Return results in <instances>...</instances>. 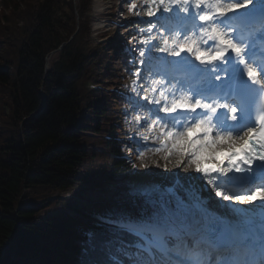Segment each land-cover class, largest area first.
<instances>
[{
  "label": "snow or ice",
  "instance_id": "snow-or-ice-1",
  "mask_svg": "<svg viewBox=\"0 0 264 264\" xmlns=\"http://www.w3.org/2000/svg\"><path fill=\"white\" fill-rule=\"evenodd\" d=\"M145 11L142 39L125 53L140 65L133 90L154 106L159 159L141 153L132 167L169 176L99 216L106 230H86L72 264H264V62L254 59L264 0H146ZM211 145L229 154L203 161ZM31 247L13 240L0 253Z\"/></svg>",
  "mask_w": 264,
  "mask_h": 264
},
{
  "label": "trees",
  "instance_id": "trees-1",
  "mask_svg": "<svg viewBox=\"0 0 264 264\" xmlns=\"http://www.w3.org/2000/svg\"><path fill=\"white\" fill-rule=\"evenodd\" d=\"M91 3L0 0V249L32 245L0 253L4 264H72L84 232L106 230L98 217L109 211L85 193L133 171L108 51L89 49ZM88 78L103 90L87 94Z\"/></svg>",
  "mask_w": 264,
  "mask_h": 264
},
{
  "label": "rangeland",
  "instance_id": "rangeland-1",
  "mask_svg": "<svg viewBox=\"0 0 264 264\" xmlns=\"http://www.w3.org/2000/svg\"><path fill=\"white\" fill-rule=\"evenodd\" d=\"M110 3H111V0H92V5H93L92 17H93L95 28H98L102 25L107 26L108 28V24L110 25V23L101 21L99 19L100 14L103 15V13H106L108 11L107 8L110 5ZM142 4L143 2L141 0H129L128 4H125L124 0H119V2H117V7L115 11H113L115 14L114 16H116V13H118L120 9L122 10V12H123V9L132 10L133 8L132 5H135L134 7L135 12L133 13L131 11V15L129 16V19L132 22H138L140 20H148V16L145 15L143 11L141 10ZM63 11H68V7L66 3H63ZM130 29L131 28L126 27L124 28V30H122V32L129 31ZM109 34L110 35L106 39H104L107 45L106 48L109 49V52H108L109 62L107 63V66L111 70L115 71V74L117 77L116 79H114L113 81L109 83L110 84L109 87L111 90L122 92L124 96L126 97V100H129L124 104L123 108H118L122 112L121 113L122 115L120 116L118 123L124 128V131H125V134L123 135L122 139H124L127 142V147L125 149L126 156L133 162V164L138 162L137 157L141 153L144 154L145 159L148 161H150L151 159H159V156L154 155L153 152L151 151V149H153L155 146H158L152 140L154 131L150 130V125L152 124V120L155 119V116L149 113V109L150 108L154 109V106L151 104H148L147 101L142 99V97L146 94L144 91L139 90V89L134 91L132 83L126 79L125 73L120 68L121 64H119L117 60V55L115 54L117 51L116 50L114 51V48H113L114 44H116L115 40H116V37H118L116 35L118 34V32L116 31L115 34L113 33H109ZM118 38H119L118 43L121 45L123 43V38L122 37H118ZM139 40H140V36H135V38L129 40V43H131L135 48ZM136 54H138V51L136 52ZM145 83H148V81H145ZM144 87L147 88L146 86ZM149 96H150V93H149ZM137 102H139V104L141 105H147V106L146 107H136ZM125 112L128 113L127 116L125 115ZM161 114H163V112H161L160 115ZM136 115H140L143 118L140 125H137L134 122L133 118ZM144 119L147 120V123H144ZM193 138L195 137L193 136ZM226 143H227L226 141L221 142L222 145ZM214 146H215V150L221 148L216 145ZM211 156L212 154H207V151L205 148H203L200 152V158L203 161L210 159ZM149 169H139V170L140 172H147ZM156 169H158L159 171H164L163 168H156ZM135 170L136 169H134L133 171ZM171 171L179 173L180 176L189 175L190 173V172H185L182 169H171ZM165 173L167 174V177H168L169 173L167 172ZM138 186H141V185L137 183L135 180H131L130 175H129L122 182L113 183V182L108 181L104 185V187L101 189H96L93 191L88 190L85 193L84 197L93 202L104 203L108 211L111 212V210L113 209L114 202L118 200L126 201L128 195L136 191ZM260 203H264V202H261L259 200L256 201L257 205H259ZM247 207H251V206L248 205Z\"/></svg>",
  "mask_w": 264,
  "mask_h": 264
},
{
  "label": "bare ground",
  "instance_id": "bare-ground-1",
  "mask_svg": "<svg viewBox=\"0 0 264 264\" xmlns=\"http://www.w3.org/2000/svg\"><path fill=\"white\" fill-rule=\"evenodd\" d=\"M205 149L207 151V154H212V156H217L219 151V149L213 151V149H215L214 145L206 147ZM206 164L207 163H205L204 166H206ZM150 168L151 169H149L147 172H140L139 169H136L135 171L131 172L130 179L135 180L141 186H148L152 184L166 182L167 174L165 173V171H159L154 166H151ZM189 175H195V173H189Z\"/></svg>",
  "mask_w": 264,
  "mask_h": 264
}]
</instances>
